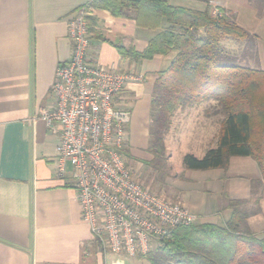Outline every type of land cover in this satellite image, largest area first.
Instances as JSON below:
<instances>
[{
    "label": "crops",
    "instance_id": "crops-1",
    "mask_svg": "<svg viewBox=\"0 0 264 264\" xmlns=\"http://www.w3.org/2000/svg\"><path fill=\"white\" fill-rule=\"evenodd\" d=\"M92 1L0 0V264H140L105 253L93 241L81 220L71 166L64 178L57 175L60 130L48 127L41 112L53 107L56 70L71 56L68 22L77 10L87 8L88 17L96 21L90 61L129 77L116 103L131 113L127 145L134 162L145 166L152 160L146 152L152 93L157 74L169 66L174 53L135 60L129 54L143 53L167 23L157 30L147 28L132 10L116 17L89 7ZM252 2L168 0L171 6L194 11L223 10L252 36L223 42L227 55L246 68L264 71V7L259 10ZM223 119L213 114L173 116L167 135L176 144H165L170 171L177 150H184L183 160L186 154L202 158L216 148ZM162 184L166 199L189 208L197 224L222 226L232 215L229 202L244 201L247 230L264 239V170L253 158L232 157L226 168L208 171L186 170L182 162Z\"/></svg>",
    "mask_w": 264,
    "mask_h": 264
},
{
    "label": "trees",
    "instance_id": "trees-1",
    "mask_svg": "<svg viewBox=\"0 0 264 264\" xmlns=\"http://www.w3.org/2000/svg\"><path fill=\"white\" fill-rule=\"evenodd\" d=\"M89 7L116 17L132 10L139 25L155 30L167 23L143 53L129 54L141 61L174 53L169 66L157 74L152 93L146 150L152 160L144 162L146 167L155 173L163 171L162 178L170 177L165 137L173 115L179 109L213 103L211 114L224 117L217 147L202 158L185 155L184 168L224 169L232 157H251L264 170V71L242 66L222 45L226 40L244 41L252 36L223 10H218L220 17H214L208 9L175 7L168 0H93ZM87 22L92 33L96 21L88 17ZM128 151L126 157L134 161ZM243 204L229 202L232 215L222 226L195 224L175 229L153 253L139 259L148 264H264V239L247 230L248 214L242 210Z\"/></svg>",
    "mask_w": 264,
    "mask_h": 264
},
{
    "label": "built area",
    "instance_id": "built-area-1",
    "mask_svg": "<svg viewBox=\"0 0 264 264\" xmlns=\"http://www.w3.org/2000/svg\"><path fill=\"white\" fill-rule=\"evenodd\" d=\"M212 15L221 16L218 10ZM88 16L81 8L68 22L71 56L56 70L54 105L41 117L60 130L57 175L64 178L71 166L81 220L93 241L105 253L141 258L175 229L197 224V217L146 188L129 167L131 113L116 103L129 77L90 61Z\"/></svg>",
    "mask_w": 264,
    "mask_h": 264
},
{
    "label": "rangeland",
    "instance_id": "rangeland-1",
    "mask_svg": "<svg viewBox=\"0 0 264 264\" xmlns=\"http://www.w3.org/2000/svg\"><path fill=\"white\" fill-rule=\"evenodd\" d=\"M218 2H226L227 0H216ZM252 4H256L258 7L259 10L263 9L264 7V3L261 2V0H253ZM201 8L200 9H205L204 5H199ZM226 41H224V44H225ZM241 65H244L243 63ZM213 103H204L202 104L201 106H198V107H195V108H189V109H185L181 112H177L176 114H174L173 116H211V112L213 110ZM180 130H178V133H179ZM177 133V132H176ZM166 135L165 139H166V146H169L171 148H174L175 146V142L173 140V138L170 136ZM128 152H130V149L128 148ZM167 151V150H166ZM184 150H177L176 152V155L174 156V159H173V163L170 161V166H171V169L172 171H170L169 173L174 176L175 175V171L178 167H181L182 166V162L183 160L182 159V152ZM131 154V152H130ZM169 154V151L166 152V155ZM187 155V154H186ZM168 156V155H167ZM127 158V162H128V165L129 167L132 169V171L138 176L139 180L143 183V185L148 188L149 190H151L152 192L154 193H157V194H160L162 196H164L165 198L166 195L165 193L163 192L164 191V188H163V180L165 179V176L164 178H162V174H163V171L160 172V173H155L153 172L151 169H149L148 167L146 166H138L133 160H130L128 157ZM169 167V165H168ZM168 172V171H167ZM155 178L157 179V181L155 180ZM169 182V180H168ZM159 186H162V187H159ZM157 248V245H155L152 249V253L155 251V249ZM136 260H138L140 262V264H148L146 260L144 259H139V258H134Z\"/></svg>",
    "mask_w": 264,
    "mask_h": 264
}]
</instances>
